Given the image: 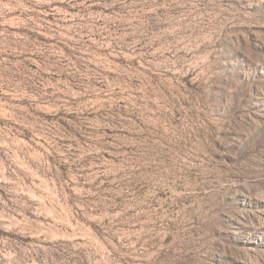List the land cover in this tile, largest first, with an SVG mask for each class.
I'll return each instance as SVG.
<instances>
[{"label": "rangeland", "instance_id": "obj_1", "mask_svg": "<svg viewBox=\"0 0 264 264\" xmlns=\"http://www.w3.org/2000/svg\"><path fill=\"white\" fill-rule=\"evenodd\" d=\"M0 264H264V0H0Z\"/></svg>", "mask_w": 264, "mask_h": 264}]
</instances>
